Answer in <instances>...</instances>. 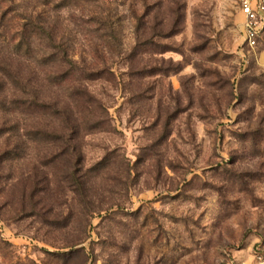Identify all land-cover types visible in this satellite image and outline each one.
<instances>
[{"label":"rangeland","instance_id":"1","mask_svg":"<svg viewBox=\"0 0 264 264\" xmlns=\"http://www.w3.org/2000/svg\"><path fill=\"white\" fill-rule=\"evenodd\" d=\"M242 22L235 0H0V264H247L264 24L250 49Z\"/></svg>","mask_w":264,"mask_h":264},{"label":"built area","instance_id":"2","mask_svg":"<svg viewBox=\"0 0 264 264\" xmlns=\"http://www.w3.org/2000/svg\"><path fill=\"white\" fill-rule=\"evenodd\" d=\"M239 13L243 17V39L250 49L255 48L260 39L264 24V0H235ZM247 264H264V244L254 246Z\"/></svg>","mask_w":264,"mask_h":264},{"label":"trees","instance_id":"3","mask_svg":"<svg viewBox=\"0 0 264 264\" xmlns=\"http://www.w3.org/2000/svg\"><path fill=\"white\" fill-rule=\"evenodd\" d=\"M64 59L66 61H68V63L71 65V64H74V62L72 60H70L69 56L68 55H64ZM62 61V60H61Z\"/></svg>","mask_w":264,"mask_h":264}]
</instances>
